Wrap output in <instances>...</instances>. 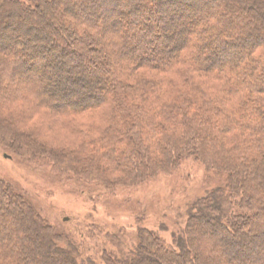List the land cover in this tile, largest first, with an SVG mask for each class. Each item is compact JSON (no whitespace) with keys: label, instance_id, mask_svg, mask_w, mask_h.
<instances>
[{"label":"trees","instance_id":"1","mask_svg":"<svg viewBox=\"0 0 264 264\" xmlns=\"http://www.w3.org/2000/svg\"><path fill=\"white\" fill-rule=\"evenodd\" d=\"M89 110L105 111L104 129L73 149L22 128ZM0 142L107 187L188 156L218 178L171 242L140 231L100 264H264V0H0ZM0 264L98 263L0 178Z\"/></svg>","mask_w":264,"mask_h":264},{"label":"rangeland","instance_id":"2","mask_svg":"<svg viewBox=\"0 0 264 264\" xmlns=\"http://www.w3.org/2000/svg\"><path fill=\"white\" fill-rule=\"evenodd\" d=\"M225 1L218 0L219 3ZM204 8L214 10L211 3ZM99 16L104 18L105 14ZM180 18L182 21L185 17ZM44 27L48 28V24ZM61 27L66 25L61 24ZM40 34L47 38L45 32ZM47 40L56 42L52 37ZM216 50L220 56L226 52L221 48ZM45 55L54 54L48 51ZM72 59L73 63L78 60ZM158 75L164 82L175 79L171 74ZM104 114L103 110H89L81 116L65 119L40 111L22 128L33 130L47 145L65 151L77 147L82 140L97 137L105 126ZM121 125L123 122L117 123ZM77 128L91 129V133L79 136ZM0 178L22 193L56 232L75 242L80 256H90L98 264L104 251L121 254L134 248L140 231L155 232L165 242H171L172 234L186 224L192 202L219 183L204 164L188 156L169 173L157 174L134 185L117 183L107 187L101 181L62 174L44 158L31 161L20 157L3 142H0ZM213 233L211 237L218 239ZM260 246L253 250H260Z\"/></svg>","mask_w":264,"mask_h":264}]
</instances>
